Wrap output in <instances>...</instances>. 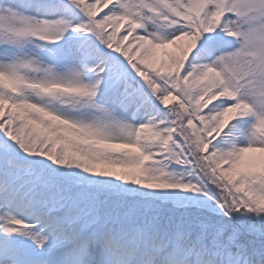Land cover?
Wrapping results in <instances>:
<instances>
[{"label": "snow or ice", "instance_id": "1", "mask_svg": "<svg viewBox=\"0 0 264 264\" xmlns=\"http://www.w3.org/2000/svg\"><path fill=\"white\" fill-rule=\"evenodd\" d=\"M0 264H264V0H0Z\"/></svg>", "mask_w": 264, "mask_h": 264}]
</instances>
